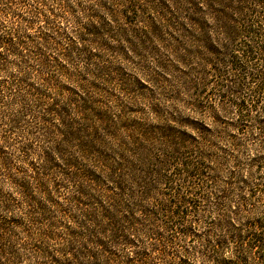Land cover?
<instances>
[{
	"label": "trees",
	"instance_id": "trees-1",
	"mask_svg": "<svg viewBox=\"0 0 264 264\" xmlns=\"http://www.w3.org/2000/svg\"><path fill=\"white\" fill-rule=\"evenodd\" d=\"M124 1L0 0V264H264V0Z\"/></svg>",
	"mask_w": 264,
	"mask_h": 264
},
{
	"label": "rangeland",
	"instance_id": "rangeland-1",
	"mask_svg": "<svg viewBox=\"0 0 264 264\" xmlns=\"http://www.w3.org/2000/svg\"><path fill=\"white\" fill-rule=\"evenodd\" d=\"M67 3H72L73 0H64ZM77 5L82 7H93L94 9L103 10L104 8H114L125 9L127 3L124 0H76ZM110 67L112 70L117 71L116 75L112 76L113 79L110 83L104 81L100 83V88L103 98L102 101L109 111L111 116L118 115L119 113H124L127 118L132 120H150L151 114L149 113L148 105L150 103H156L157 100H161L162 95L159 91L153 93L147 89L140 90L138 81L148 80L145 78L144 74L141 75L140 72L135 68L133 63L139 62L138 59H132L131 62L121 61L118 57H112L110 60ZM152 61V57L144 58V63ZM142 63V62H141ZM143 64V63H142ZM151 89V85L148 84ZM170 91L167 89L166 92ZM215 97H213L214 101ZM254 132V129L250 130ZM250 142V141H249ZM249 153H244L245 158L249 157Z\"/></svg>",
	"mask_w": 264,
	"mask_h": 264
}]
</instances>
